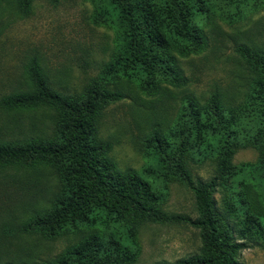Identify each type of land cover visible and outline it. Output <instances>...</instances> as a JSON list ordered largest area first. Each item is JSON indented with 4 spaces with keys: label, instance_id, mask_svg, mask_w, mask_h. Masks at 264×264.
<instances>
[{
    "label": "trees",
    "instance_id": "16d2710c",
    "mask_svg": "<svg viewBox=\"0 0 264 264\" xmlns=\"http://www.w3.org/2000/svg\"><path fill=\"white\" fill-rule=\"evenodd\" d=\"M31 1L15 0L22 14L28 13ZM210 1L97 0L93 20L112 27L115 48L80 91L68 92L52 83L32 61L25 67L28 88L0 96L1 109L42 106L52 113L48 138L0 140V167L27 170L47 165L57 179L49 206L21 229L49 238L64 231L80 234L60 253L31 264H131L136 253L133 238L147 223H185L197 230L198 252L170 264H240L236 255L246 242L264 238V220L253 193L264 183L256 173L264 164L263 45L249 40L232 48L244 72L239 96L235 85V93L227 96L217 88L206 97L185 90L189 78L180 59L206 48L208 36L198 21ZM130 84L145 96L158 95L162 102L174 97L170 87L176 89L172 124L165 131L151 123L140 139L152 162L141 171L118 168L109 155L112 142L97 134L102 109L125 98ZM246 140L261 161L235 166V144ZM189 154H213L214 174L192 177ZM149 177L185 182L196 216L163 210ZM219 187L227 191L220 207L213 197ZM83 227L90 231L82 233Z\"/></svg>",
    "mask_w": 264,
    "mask_h": 264
},
{
    "label": "rangeland",
    "instance_id": "374dc122",
    "mask_svg": "<svg viewBox=\"0 0 264 264\" xmlns=\"http://www.w3.org/2000/svg\"><path fill=\"white\" fill-rule=\"evenodd\" d=\"M96 4L97 0H32L28 13L22 14L15 0H0V96L28 88L25 67L32 61L42 67L52 83L68 92L80 91L115 48L112 27L97 25L93 20ZM198 23L208 43L200 53L180 59L189 78L185 90L206 97L217 88L227 96L235 93V85L239 96L244 90V72L232 48L235 43L249 40L264 47V0H211ZM129 90L125 98L104 106L97 134L112 142L109 155L118 168L141 171L152 162L146 158L140 139L151 123H159L165 131L172 124L176 89L170 87L174 97L165 102L158 95L141 94L131 84ZM51 118V111L42 106L0 108V140L48 138ZM261 126L264 128V122ZM260 134L264 145V129ZM259 158L257 149L246 140L235 144L231 163L253 164L261 161ZM189 165L192 177L206 179L215 172L213 154H189ZM256 173L264 179V164ZM147 179L163 210L196 216L192 193L185 182ZM56 189V176L47 165L27 170L0 167V263H41L78 240L80 234L71 231L49 238L21 229L35 213L49 206ZM253 193L264 220V183ZM226 194L220 187L214 193L219 207ZM81 230L90 231L85 227ZM253 239L236 255L240 264H264V238ZM133 244L136 253L131 264H170L198 252L200 243L197 230L185 223H147L135 234Z\"/></svg>",
    "mask_w": 264,
    "mask_h": 264
}]
</instances>
